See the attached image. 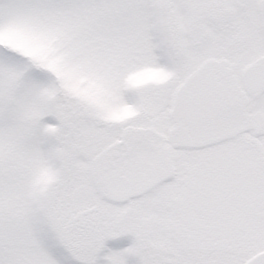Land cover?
Returning <instances> with one entry per match:
<instances>
[{"label": "snow or ice", "instance_id": "snow-or-ice-1", "mask_svg": "<svg viewBox=\"0 0 264 264\" xmlns=\"http://www.w3.org/2000/svg\"><path fill=\"white\" fill-rule=\"evenodd\" d=\"M0 264H264V0H0Z\"/></svg>", "mask_w": 264, "mask_h": 264}, {"label": "rangeland", "instance_id": "rangeland-1", "mask_svg": "<svg viewBox=\"0 0 264 264\" xmlns=\"http://www.w3.org/2000/svg\"><path fill=\"white\" fill-rule=\"evenodd\" d=\"M48 122H55L52 118H45ZM133 237L131 235H125L121 237H117L115 239H109L107 243V247L112 250H121L127 248L132 243Z\"/></svg>", "mask_w": 264, "mask_h": 264}]
</instances>
